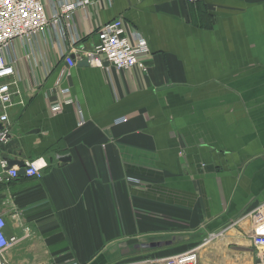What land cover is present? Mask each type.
Segmentation results:
<instances>
[{
	"label": "crops",
	"instance_id": "1",
	"mask_svg": "<svg viewBox=\"0 0 264 264\" xmlns=\"http://www.w3.org/2000/svg\"><path fill=\"white\" fill-rule=\"evenodd\" d=\"M115 19L146 41L145 72H66L58 26L11 47L25 105L8 110L0 161L48 168L0 184L18 241L5 264H149L195 247L197 264H264L249 216L264 204V0H99L70 31L92 49Z\"/></svg>",
	"mask_w": 264,
	"mask_h": 264
},
{
	"label": "built area",
	"instance_id": "2",
	"mask_svg": "<svg viewBox=\"0 0 264 264\" xmlns=\"http://www.w3.org/2000/svg\"><path fill=\"white\" fill-rule=\"evenodd\" d=\"M108 4L112 0H105ZM194 2L195 0H186ZM99 0H51L52 9L49 16L45 8V0H0V148L9 142L10 122L8 110L15 105L24 106L22 93L19 86L22 80L10 62L11 47L15 41L29 43L36 36H45L49 30L58 28L65 36V29L70 32L71 45L67 55H60L67 70L75 66L76 61L85 60L90 66L97 68H112L117 71L128 72L139 68L143 72L147 66L140 61L141 57L148 55L146 41L137 33L128 36L126 27L121 19L111 21L100 27L97 33L98 44L87 49L81 42L80 37L70 31L71 20L79 10L92 7ZM74 56V58L71 57ZM104 63L106 65H104ZM65 72V73H66ZM63 77V74L60 78ZM67 89L60 90V94H68ZM16 98V100H15ZM60 105L51 106V113H58ZM127 119L118 120V123H126ZM40 158H36L25 164L24 177L27 179L40 180L43 177L45 167L34 168L33 164ZM3 175H0V184L8 183L18 178L16 168L5 171L4 161H0ZM137 183L136 180H129ZM256 221L257 232L253 237V243L258 248L264 247V204L255 208L249 214ZM5 219L0 216V264H5L4 256L7 250L12 248L18 241L16 238H8L5 235ZM196 249L173 255L167 258L149 260V264H197ZM75 264V263H70Z\"/></svg>",
	"mask_w": 264,
	"mask_h": 264
},
{
	"label": "water",
	"instance_id": "3",
	"mask_svg": "<svg viewBox=\"0 0 264 264\" xmlns=\"http://www.w3.org/2000/svg\"><path fill=\"white\" fill-rule=\"evenodd\" d=\"M78 66H87V62L83 61L77 64ZM1 124H0V129H1ZM3 159L6 161V169L9 170L12 167H18V176H24V168H25V163L23 161H18L15 159L10 158L9 156H3ZM65 162H69V158L67 157H62L59 159V163H65Z\"/></svg>",
	"mask_w": 264,
	"mask_h": 264
},
{
	"label": "clouds",
	"instance_id": "4",
	"mask_svg": "<svg viewBox=\"0 0 264 264\" xmlns=\"http://www.w3.org/2000/svg\"><path fill=\"white\" fill-rule=\"evenodd\" d=\"M0 139H2V137H0ZM45 166H46V162L44 161L43 158H40L36 163L33 164L34 168L45 167Z\"/></svg>",
	"mask_w": 264,
	"mask_h": 264
},
{
	"label": "rangeland",
	"instance_id": "5",
	"mask_svg": "<svg viewBox=\"0 0 264 264\" xmlns=\"http://www.w3.org/2000/svg\"><path fill=\"white\" fill-rule=\"evenodd\" d=\"M115 20H117V19H115Z\"/></svg>",
	"mask_w": 264,
	"mask_h": 264
}]
</instances>
